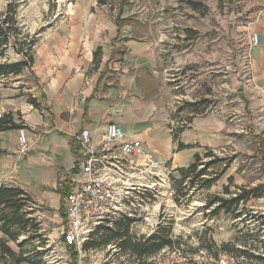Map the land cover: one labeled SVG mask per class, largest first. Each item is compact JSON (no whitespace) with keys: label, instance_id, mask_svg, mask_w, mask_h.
I'll return each mask as SVG.
<instances>
[{"label":"crops","instance_id":"crops-1","mask_svg":"<svg viewBox=\"0 0 264 264\" xmlns=\"http://www.w3.org/2000/svg\"><path fill=\"white\" fill-rule=\"evenodd\" d=\"M129 1L119 3L116 13L115 7L97 0H71L41 34L31 66L0 81L1 116L11 114L31 143L20 154L18 128L0 130V184L28 193L32 200L28 211L31 215L30 207H35L38 226L51 223L43 219L46 216L59 222L60 232L65 217L61 192L67 191L78 153L77 136L84 127L98 138L107 123H116L128 138L140 140L155 160L169 161L176 168L189 166L201 148L214 151L233 139L232 126L212 108L190 113L187 126L174 137L175 104L182 96L175 84L184 78L179 80L171 67L173 62L184 65V55L201 66L200 29L178 22L177 30L159 38L145 22L141 32L140 15L126 6ZM159 1L164 12L168 5H179L180 9L174 7L176 17L184 6ZM251 6L249 35L255 32L258 44L248 53L260 95L250 98L255 100L252 104L244 99V108L246 116H264V0H254ZM150 18L145 14V21ZM263 132L264 128L255 135L260 134L264 153ZM180 143L186 146L178 148ZM0 238H6L1 230Z\"/></svg>","mask_w":264,"mask_h":264},{"label":"rangeland","instance_id":"rangeland-1","mask_svg":"<svg viewBox=\"0 0 264 264\" xmlns=\"http://www.w3.org/2000/svg\"><path fill=\"white\" fill-rule=\"evenodd\" d=\"M70 1L0 0V23L11 17L0 28V40L6 34L11 35L7 43L0 41V63L25 60L28 54L33 55L43 31L59 19ZM177 1L180 6L184 4V9L182 7L178 11L177 17L174 11L176 6L168 5L165 13L159 0H130L126 5L136 15H140L142 25L137 26L138 30L144 32L147 22L153 35L159 38L162 34L167 35V31L169 36L177 30L178 22L188 27L196 25L200 29L197 43L201 47V66L194 63L192 57L183 54L186 63L178 66L173 62L171 67L179 80L184 78L181 83L175 84L182 96L175 104L173 128L186 127L190 113H201L212 108L220 112V116L232 126L233 139L216 148L211 155L207 149L201 148L199 158H193L197 162V169L205 172L203 180L217 178L210 187L201 186L202 178L195 179L191 173L183 176L171 164L169 183L157 185L151 194L134 196L136 199L131 213L117 219L131 220L129 234L134 237H146L158 226L170 227L171 236L180 240V251L165 248L152 257L137 258L122 252L111 242L115 250L110 248L105 251L106 246L95 248L94 252H87L81 262L77 260V264H137L150 261L151 264H262L246 256L236 255L238 252H235V248H248V252L256 256H264V250L260 249L261 244H264V160L260 157V146L255 139V133L264 128V116H246L244 108V99L250 102L252 96L256 95L257 98L260 95L249 77L251 64L247 63L246 58L249 54L251 22L247 10L252 8L254 0H195L202 2L198 8L188 4V0H174ZM119 2L113 0L112 8L115 7L116 13ZM190 8L195 9L193 11ZM231 13L233 19H230ZM145 14H151V21H145ZM158 48L163 47L159 45ZM25 51L28 53L24 55L22 52ZM14 76H0V81H9ZM253 102L255 100L251 104ZM253 109L255 111V107ZM174 179L177 182H173ZM192 180H195L193 184ZM256 185H261L258 191L261 196L239 204L240 218L234 219L230 213L222 211L217 215H209L217 205L215 196L227 198L237 192V186L249 188ZM225 186L229 187L230 193L224 192ZM209 202L210 205H207ZM34 208L31 205L30 216L38 223L39 217ZM43 219L51 223L44 221L41 226L39 224L36 233L41 235L31 239L23 248L29 251L24 255L28 254L31 262L19 264H73L71 257L69 261L63 257L59 222L53 223V219L46 216ZM115 221L108 222V226H114ZM26 234H21L17 242L25 238ZM99 234L92 238L98 239ZM17 242L8 240L7 244L17 252ZM109 252H112L111 255ZM0 264L14 263L5 257L0 259Z\"/></svg>","mask_w":264,"mask_h":264},{"label":"built area","instance_id":"built-area-1","mask_svg":"<svg viewBox=\"0 0 264 264\" xmlns=\"http://www.w3.org/2000/svg\"><path fill=\"white\" fill-rule=\"evenodd\" d=\"M248 39L249 49L258 44L255 32H251ZM246 58L251 64L249 54ZM248 71L252 78L251 65ZM17 140L20 154L30 149L31 143L23 127L18 128ZM77 147L76 162L63 198L65 217L60 225V238L65 261L71 257L70 246L81 262L87 252L95 251L83 249V245L100 226H108V222L129 215L134 196L151 194L157 185L169 183L171 164L155 160L140 140L128 138L113 122L106 124L98 138H94L88 128H82L77 136ZM110 248L115 250V245H107L105 251Z\"/></svg>","mask_w":264,"mask_h":264},{"label":"trees","instance_id":"trees-1","mask_svg":"<svg viewBox=\"0 0 264 264\" xmlns=\"http://www.w3.org/2000/svg\"><path fill=\"white\" fill-rule=\"evenodd\" d=\"M100 5H110L112 7L113 0H97ZM125 0H120V4L122 5ZM188 4L191 6L198 8L202 5L201 1L188 0ZM10 18H6L0 23V28L4 22H8ZM11 35L6 34L4 38H1V43H7L10 39ZM3 40V41H2ZM18 51V50H17ZM24 55L28 52H22ZM97 53V51H96ZM95 53V54H96ZM33 62V55L28 54V59L20 60L16 62H5L0 63V76H7L9 74H19L23 71L24 68L30 67ZM30 101L35 104L33 99ZM36 105V104H35ZM21 126L13 121L12 115L7 113L0 117V130L11 129V128H20ZM23 127V126H22ZM185 125H182L178 128L177 131H174V137H177V134L184 128ZM264 133V132H263ZM262 133V134H263ZM260 134L255 136L257 142L260 146ZM186 145L180 143L178 144V148L185 147ZM260 157L264 160V153L259 147ZM208 154H213L212 150L207 149ZM199 158V155H195V159ZM178 169L183 176H187L190 173L193 177L202 178L205 174L204 170L197 169V162L193 161L187 167H180ZM217 178H207L204 179L201 186L208 188L212 185V183ZM177 182V179H174L173 182ZM195 180H192V184ZM177 186V184H176ZM193 186V185H192ZM261 185H256L253 187L246 188L245 186H237L238 190L233 195H228L227 198H223L222 196H215L217 200V205L209 212V215H217L220 211L225 213H230V215L236 219L240 218L241 214L239 211V204L247 201L249 198L260 197L261 194L258 192L260 190ZM225 193H230L229 187H224ZM62 200L65 196V191H62ZM31 198L26 191H24L19 186H5L0 184V230L6 236V238H0V259L9 258L14 264H19L22 262H31L30 256L28 254L29 251H25L23 248L31 239L34 237H39L41 234L36 233L38 227V223L34 222V219L30 216V212L28 211V207L31 204ZM209 202L207 205H210ZM205 205V206H207ZM115 221V220H114ZM131 220L126 218L125 221L117 220L114 222V226H100L99 229L95 232L94 235H100L98 239H90L85 242L83 245V249H95L98 247H103L111 244V242L115 243L118 246L119 250L122 252H128L137 258L140 257H152L162 249H174L177 251L181 250V243L179 238H173L169 233L170 227L158 226V228L144 237H134L129 234ZM101 231V232H100ZM26 234V237L23 238L20 242L18 238L21 234ZM8 240H12L17 242V246L19 250L16 252L13 250L8 244ZM260 249L264 250V244H261ZM246 247L245 245H243ZM72 251L71 260L73 264H77V254L73 247H70ZM236 255L246 256L249 259L260 261V263L264 264V256L260 254V256H256L254 253L248 252L247 249L235 248ZM137 264H151L150 262H142Z\"/></svg>","mask_w":264,"mask_h":264},{"label":"water","instance_id":"water-1","mask_svg":"<svg viewBox=\"0 0 264 264\" xmlns=\"http://www.w3.org/2000/svg\"><path fill=\"white\" fill-rule=\"evenodd\" d=\"M234 18V15L231 13V15H230V19H233Z\"/></svg>","mask_w":264,"mask_h":264}]
</instances>
